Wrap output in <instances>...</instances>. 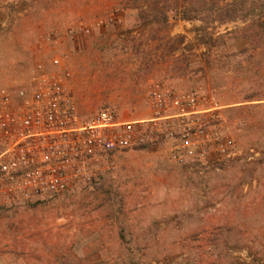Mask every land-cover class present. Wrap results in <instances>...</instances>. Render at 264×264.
Wrapping results in <instances>:
<instances>
[{"label": "rangeland", "instance_id": "1", "mask_svg": "<svg viewBox=\"0 0 264 264\" xmlns=\"http://www.w3.org/2000/svg\"><path fill=\"white\" fill-rule=\"evenodd\" d=\"M188 2L14 0L0 10V87L15 92L58 54L83 118L113 106L121 120L148 119L149 82L202 89L223 106L235 145L229 159L186 164L168 146L130 149L88 186L0 206V264H264V24L248 28L262 9L208 28L153 19ZM52 31L56 49L40 45Z\"/></svg>", "mask_w": 264, "mask_h": 264}, {"label": "built area", "instance_id": "2", "mask_svg": "<svg viewBox=\"0 0 264 264\" xmlns=\"http://www.w3.org/2000/svg\"><path fill=\"white\" fill-rule=\"evenodd\" d=\"M14 0H0V10ZM71 30L70 33H77ZM89 35L92 28H79ZM59 33L41 36L56 49ZM48 67L36 62L12 92L0 87V206L64 195L115 170L114 158L138 147L168 146L175 164L226 160L235 145L223 133V106L204 92H180L149 82L152 116L125 121L113 107L83 118L72 88L73 73L53 54Z\"/></svg>", "mask_w": 264, "mask_h": 264}, {"label": "trees", "instance_id": "3", "mask_svg": "<svg viewBox=\"0 0 264 264\" xmlns=\"http://www.w3.org/2000/svg\"><path fill=\"white\" fill-rule=\"evenodd\" d=\"M209 3L208 0H189L184 6L175 8V13L159 12L153 15L155 21L167 24L172 18L183 21H202L208 28L209 25L220 23L226 24L239 20L247 21L249 15L253 12L261 10V19L255 18L254 22L248 26H261L264 24V0H216ZM221 1H225L222 3ZM173 15V16H172ZM152 19V20H153ZM153 20V21H154ZM259 21H262L261 23ZM258 28H253V34L257 35ZM142 148V147H138ZM137 149V148H136ZM4 207H0V209ZM1 213V212H0ZM2 251V250H0Z\"/></svg>", "mask_w": 264, "mask_h": 264}, {"label": "crops", "instance_id": "4", "mask_svg": "<svg viewBox=\"0 0 264 264\" xmlns=\"http://www.w3.org/2000/svg\"><path fill=\"white\" fill-rule=\"evenodd\" d=\"M83 43H84V40H83ZM72 46V45H71ZM84 47V46H83ZM83 47H81V48H83ZM81 51H83V50H81ZM85 56V55H84ZM85 58V57H84ZM81 62H82V65H83V68H84V70L86 69V66H87V64H88V62H86V59H83L82 57H81ZM90 63V62H89ZM124 105H126L127 107H130V108H137V107H134V104H132V103H126V104H124ZM141 117H143V116H141V115H139V114H135V115H132V117L130 116L129 117V120H125V121H137V120H140L141 119ZM122 120H124V119H122Z\"/></svg>", "mask_w": 264, "mask_h": 264}]
</instances>
